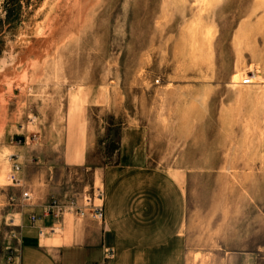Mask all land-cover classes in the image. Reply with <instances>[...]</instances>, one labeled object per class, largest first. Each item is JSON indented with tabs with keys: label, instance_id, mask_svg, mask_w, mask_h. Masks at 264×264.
<instances>
[{
	"label": "rangeland",
	"instance_id": "1",
	"mask_svg": "<svg viewBox=\"0 0 264 264\" xmlns=\"http://www.w3.org/2000/svg\"><path fill=\"white\" fill-rule=\"evenodd\" d=\"M166 188L186 194L187 264H263L264 0H0V264L24 191Z\"/></svg>",
	"mask_w": 264,
	"mask_h": 264
},
{
	"label": "crops",
	"instance_id": "2",
	"mask_svg": "<svg viewBox=\"0 0 264 264\" xmlns=\"http://www.w3.org/2000/svg\"><path fill=\"white\" fill-rule=\"evenodd\" d=\"M49 195L47 189L34 192L25 205L18 264H187L188 203L183 190L106 191L102 222L45 215ZM30 215L36 216L35 224L28 221ZM53 225L59 226L58 237L50 232ZM107 250L113 252L110 260L104 258ZM251 251L226 253L225 263L254 264L257 257Z\"/></svg>",
	"mask_w": 264,
	"mask_h": 264
},
{
	"label": "built area",
	"instance_id": "3",
	"mask_svg": "<svg viewBox=\"0 0 264 264\" xmlns=\"http://www.w3.org/2000/svg\"><path fill=\"white\" fill-rule=\"evenodd\" d=\"M253 77L246 76L245 79L239 82L242 86H249L253 84ZM18 144H21V140L18 139ZM12 163L11 174L9 175V181L12 186L21 188V183L17 177L18 173L22 170V165L18 163L19 158L17 155H10L9 158ZM30 195L27 191L21 194V201L23 203L30 200ZM45 215H50L53 219H59L64 215H71L77 218H89L94 221L102 222L104 220V194L102 190H93L91 193L84 194L80 199V203H77L73 199L62 203L57 198H51L47 209L44 212ZM37 218L35 215H30L28 221L30 224H35ZM59 226L53 225L50 232L56 234ZM38 235L43 236L44 231L38 230ZM113 257V252L107 250L104 253V258L110 260ZM18 264V263H17Z\"/></svg>",
	"mask_w": 264,
	"mask_h": 264
},
{
	"label": "bare ground",
	"instance_id": "4",
	"mask_svg": "<svg viewBox=\"0 0 264 264\" xmlns=\"http://www.w3.org/2000/svg\"><path fill=\"white\" fill-rule=\"evenodd\" d=\"M254 78H255V75H253V79L252 80H254ZM202 258H203V256L200 253H196L193 256L192 260H193L194 264H199V262L202 260Z\"/></svg>",
	"mask_w": 264,
	"mask_h": 264
}]
</instances>
